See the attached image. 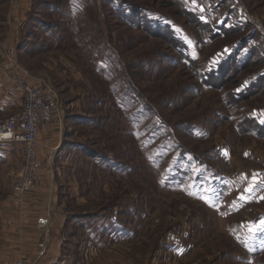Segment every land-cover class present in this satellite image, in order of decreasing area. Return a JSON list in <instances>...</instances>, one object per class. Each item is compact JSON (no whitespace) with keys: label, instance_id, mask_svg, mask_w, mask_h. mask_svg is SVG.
Wrapping results in <instances>:
<instances>
[{"label":"rangeland","instance_id":"rangeland-1","mask_svg":"<svg viewBox=\"0 0 264 264\" xmlns=\"http://www.w3.org/2000/svg\"><path fill=\"white\" fill-rule=\"evenodd\" d=\"M7 56L60 105L31 189L0 169L16 213L46 170L55 264H264V0H0Z\"/></svg>","mask_w":264,"mask_h":264},{"label":"crops","instance_id":"crops-1","mask_svg":"<svg viewBox=\"0 0 264 264\" xmlns=\"http://www.w3.org/2000/svg\"><path fill=\"white\" fill-rule=\"evenodd\" d=\"M20 14L22 15L21 10ZM29 78L32 79L30 76ZM8 90L11 93L3 92L0 95V108L5 107L4 111H9V107L16 110L17 107L13 103L15 96L11 85ZM9 94L12 97L7 96ZM43 145H48V143L42 141L40 146ZM15 156L21 157L20 148L17 145L0 146V169L11 165ZM46 174V170L39 172L40 183L34 189L35 196H28L27 204L18 213L11 212L9 208H6L5 200L0 204L3 208L0 212L3 229L0 246L3 244V247L8 251L5 253L0 251V264H14L22 254L27 258L25 264H55L58 261L60 253L59 215L56 212L55 214L52 208L55 196L49 191L50 188L48 190L46 188ZM10 175L11 172L8 170L5 178L9 180Z\"/></svg>","mask_w":264,"mask_h":264},{"label":"built area","instance_id":"built-area-1","mask_svg":"<svg viewBox=\"0 0 264 264\" xmlns=\"http://www.w3.org/2000/svg\"><path fill=\"white\" fill-rule=\"evenodd\" d=\"M1 71L11 80L18 110L0 121V146L17 145L22 165L17 172L15 195L26 194L34 185L40 168L38 135L40 130L52 124L59 116L60 105L53 89L41 81L31 82L27 74L11 56L1 66ZM20 259L16 264H24Z\"/></svg>","mask_w":264,"mask_h":264},{"label":"trees","instance_id":"trees-1","mask_svg":"<svg viewBox=\"0 0 264 264\" xmlns=\"http://www.w3.org/2000/svg\"><path fill=\"white\" fill-rule=\"evenodd\" d=\"M243 48H241V50H242ZM240 50V51H241ZM248 51H249V49H248ZM238 56V54L237 55H235V54H233V56L231 55V57L234 59V60H236L235 59V57H237ZM223 62V61H222ZM224 63H228L227 62V60L226 61H224ZM222 66H224V65H222ZM221 66V63L220 64H218V65H216L215 66V69H210L209 70V72L207 73V75H205V78L208 80V79H210V78H214V77H219V75H220V73H221V71H222V69H223V67ZM227 68H225V70H226ZM228 70V69H227ZM228 72V71H227ZM261 76H264V74L263 75H261ZM210 77V78H209ZM256 79V78H255ZM258 79V78H257ZM253 80V79H252ZM240 86H242V88H244V90L242 89V91H238V95H246L247 93H248V91H249V89L252 87V84H251V81L248 83V85L246 84H240ZM246 88H248V90H246ZM246 90V91H245ZM238 98H239V96H237ZM240 124H242V123H240ZM244 124L245 123H243L242 125L244 126ZM255 127V128H254ZM249 128H250V130H251V132H253L257 137L259 136V137H262L263 135H264V120H263V123L262 124H259L257 121H256V125L254 126V124H252V122H251V125L249 126ZM249 130V131H250ZM243 131V130H242Z\"/></svg>","mask_w":264,"mask_h":264},{"label":"snow or ice","instance_id":"snow-or-ice-1","mask_svg":"<svg viewBox=\"0 0 264 264\" xmlns=\"http://www.w3.org/2000/svg\"><path fill=\"white\" fill-rule=\"evenodd\" d=\"M193 3H195V0H193ZM200 11L203 12V8H201ZM201 19H204V17L202 16ZM205 22H206V21H205ZM257 175H258V174H254V175H253V182H255V180H256V176H257ZM246 191H251V188L246 189ZM241 199H243V197H241ZM261 199H264V197H261ZM249 231H254V230H253L252 228H249Z\"/></svg>","mask_w":264,"mask_h":264}]
</instances>
